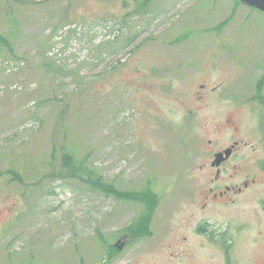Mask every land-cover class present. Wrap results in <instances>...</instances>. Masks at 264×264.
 Returning a JSON list of instances; mask_svg holds the SVG:
<instances>
[{
	"label": "rangeland",
	"instance_id": "obj_1",
	"mask_svg": "<svg viewBox=\"0 0 264 264\" xmlns=\"http://www.w3.org/2000/svg\"><path fill=\"white\" fill-rule=\"evenodd\" d=\"M260 79L264 12L239 0H0V264H264L254 161L233 182L260 184L204 206L222 86Z\"/></svg>",
	"mask_w": 264,
	"mask_h": 264
},
{
	"label": "flooded vegetation",
	"instance_id": "obj_2",
	"mask_svg": "<svg viewBox=\"0 0 264 264\" xmlns=\"http://www.w3.org/2000/svg\"><path fill=\"white\" fill-rule=\"evenodd\" d=\"M247 71L249 72L247 69L239 70L241 73H238L235 79L240 81L242 77H250L246 75ZM260 81L264 80L260 79ZM234 85H236L235 90L232 91L234 94L227 93L233 90L229 87V80L226 81L225 86H222V92L219 94L223 103L229 100L234 102V105L228 107L225 117V123L233 130L234 138L226 146L214 151L213 158L207 163L211 174L205 188V207L211 204L234 202L236 197L261 183L258 182V179H261L258 172L248 173L241 183L233 182L235 174H238L249 162L254 161L259 171L264 172V84L260 83L255 93L247 96L242 95V92L238 93L236 87L240 85L239 83ZM215 91L216 88L212 87L207 98L214 95ZM235 107L246 108L249 114L244 116L243 120L237 119L232 111ZM210 143L212 144L213 140H210ZM252 154L253 158H251ZM224 175L227 176L225 180ZM261 204L264 211V200H261Z\"/></svg>",
	"mask_w": 264,
	"mask_h": 264
},
{
	"label": "trees",
	"instance_id": "obj_3",
	"mask_svg": "<svg viewBox=\"0 0 264 264\" xmlns=\"http://www.w3.org/2000/svg\"><path fill=\"white\" fill-rule=\"evenodd\" d=\"M63 165H64L66 171H68V174L70 176H76V177L84 179V180L86 179L84 175H82L81 173L78 172L79 168L77 169V167L75 166V163H74V160H73L72 156H70L68 154L63 155ZM14 176L18 180H24V178L21 175V173L14 172ZM95 184L96 185H100L101 187H103L108 192H114L113 187L104 185V183H103L101 178L95 180ZM126 196H129V193L126 194Z\"/></svg>",
	"mask_w": 264,
	"mask_h": 264
},
{
	"label": "water",
	"instance_id": "obj_4",
	"mask_svg": "<svg viewBox=\"0 0 264 264\" xmlns=\"http://www.w3.org/2000/svg\"><path fill=\"white\" fill-rule=\"evenodd\" d=\"M242 3L264 12V0H239Z\"/></svg>",
	"mask_w": 264,
	"mask_h": 264
}]
</instances>
